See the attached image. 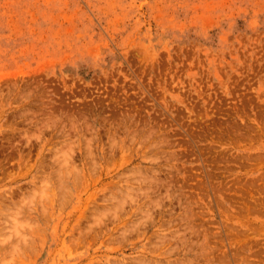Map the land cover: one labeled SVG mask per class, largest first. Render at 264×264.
Instances as JSON below:
<instances>
[{
  "label": "rangeland",
  "instance_id": "rangeland-1",
  "mask_svg": "<svg viewBox=\"0 0 264 264\" xmlns=\"http://www.w3.org/2000/svg\"><path fill=\"white\" fill-rule=\"evenodd\" d=\"M0 264H264V0H0Z\"/></svg>",
  "mask_w": 264,
  "mask_h": 264
},
{
  "label": "bare ground",
  "instance_id": "bare-ground-1",
  "mask_svg": "<svg viewBox=\"0 0 264 264\" xmlns=\"http://www.w3.org/2000/svg\"><path fill=\"white\" fill-rule=\"evenodd\" d=\"M67 199V198H66ZM64 200V199H63ZM7 211V210H6ZM13 214V213H12ZM15 214V213H14ZM13 219H15V218H13ZM14 221H16V220H14ZM16 225V224H15ZM18 228V227H17ZM15 229V228H14ZM21 230V229H20ZM54 253V252H53Z\"/></svg>",
  "mask_w": 264,
  "mask_h": 264
}]
</instances>
